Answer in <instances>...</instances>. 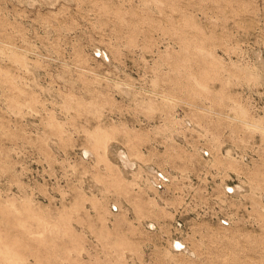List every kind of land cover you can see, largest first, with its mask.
<instances>
[{"label": "rangeland", "instance_id": "374dc122", "mask_svg": "<svg viewBox=\"0 0 264 264\" xmlns=\"http://www.w3.org/2000/svg\"><path fill=\"white\" fill-rule=\"evenodd\" d=\"M0 264H264V0H0Z\"/></svg>", "mask_w": 264, "mask_h": 264}, {"label": "bare ground", "instance_id": "6f19581e", "mask_svg": "<svg viewBox=\"0 0 264 264\" xmlns=\"http://www.w3.org/2000/svg\"><path fill=\"white\" fill-rule=\"evenodd\" d=\"M106 55H104V57H105ZM111 145V144H110ZM85 151V150H84ZM117 153V152H116ZM90 154V153H89ZM118 155H119V161L121 160V163H122V165H124V166H131L132 164H133V160H132V158H131V160L129 159V158H127V157H125V156H123V154H122V152H119L118 151ZM118 162V161H117ZM135 162V161H134ZM136 163V162H135ZM119 164V163H118ZM121 168V167H120ZM129 171L131 170V169H128ZM147 170L149 171V173H151L154 177H156L157 179H161L162 180V178H160V177H163L164 175H162V174H159V175H157V173L156 172H154L153 170H152V168H147ZM122 172H125V171H122ZM127 172V171H126ZM147 172V171H146ZM160 173V172H159ZM162 173V172H161ZM151 176V175H150ZM155 178V179H156ZM242 187V186H241ZM227 188V187H226ZM229 188H230V186H229ZM238 188V187H237ZM239 189V188H238ZM242 189V188H241ZM233 191V190H232ZM231 191V192H232ZM238 191H240V189L238 190ZM179 242V241H178ZM172 243V246L174 247V248H180V244L181 243H176V242H171ZM174 244V245H173ZM183 246V245H182ZM184 250H186L185 249V247L183 248ZM183 251V250H182ZM189 254L190 253H192V251H188V250H186ZM186 251H184V252H186Z\"/></svg>", "mask_w": 264, "mask_h": 264}]
</instances>
